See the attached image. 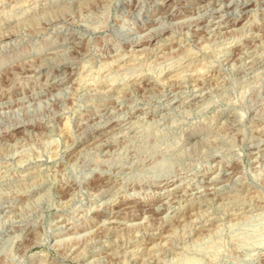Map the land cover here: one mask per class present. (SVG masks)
<instances>
[{"label": "rangeland", "instance_id": "rangeland-1", "mask_svg": "<svg viewBox=\"0 0 264 264\" xmlns=\"http://www.w3.org/2000/svg\"><path fill=\"white\" fill-rule=\"evenodd\" d=\"M139 263L264 264V0H0V264Z\"/></svg>", "mask_w": 264, "mask_h": 264}, {"label": "bare ground", "instance_id": "bare-ground-1", "mask_svg": "<svg viewBox=\"0 0 264 264\" xmlns=\"http://www.w3.org/2000/svg\"><path fill=\"white\" fill-rule=\"evenodd\" d=\"M243 2V1H242ZM241 2V3H242ZM245 4V3H244ZM243 4V5H244ZM14 5V4H13ZM202 6V5H201ZM8 8V7H7ZM205 23V22H204ZM246 23V22H245ZM221 25V24H220ZM245 25V24H244ZM210 29V28H209ZM251 47V46H250ZM239 52V51H238ZM242 52V51H241ZM255 52V51H254ZM245 54V53H244ZM250 54V53H249ZM247 60V59H246ZM245 61V60H244ZM256 63V62H255ZM170 76V75H169ZM85 78V77H84ZM169 80V79H168ZM134 81V80H133ZM181 86V85H179ZM193 90V89H192ZM186 94V93H185ZM184 94V95H185ZM181 95V94H180ZM174 100V99H173ZM201 102V101H200ZM191 103V102H190ZM194 105V104H193ZM197 105V104H196ZM109 113V112H108ZM93 116V115H92ZM122 124V123H121ZM128 124V123H127ZM117 127V126H116ZM123 127V126H122ZM121 129V128H120ZM106 132V131H105ZM124 132V131H123ZM102 134V133H101ZM104 139V138H103ZM253 146V145H252ZM259 148V147H258ZM164 182V181H163ZM205 187V186H204ZM163 202V201H162ZM105 203V202H104ZM183 203V202H182ZM170 206V205H169ZM174 207V206H173ZM179 208V207H178ZM120 209V208H119ZM103 211V210H102ZM191 213V212H190ZM169 215V214H168ZM171 215V214H170ZM172 216V215H171ZM107 218V217H106ZM154 218V217H153ZM189 219V218H188ZM167 220V219H166ZM101 222V221H100ZM105 223V222H104ZM177 223V222H176ZM126 224V223H125ZM114 227V226H113ZM141 227V226H140ZM156 227V226H155ZM157 228V227H156ZM192 230V229H191ZM159 231V230H158ZM142 232V231H141ZM120 233V232H119ZM137 233V232H136ZM198 234V233H197ZM165 235V234H164ZM145 243V242H144ZM152 245V244H151ZM86 246V245H85ZM104 246V245H103ZM163 246V245H162ZM99 247V246H98ZM135 247V246H134ZM153 247V246H152ZM159 247V246H158ZM160 248V247H159ZM69 250V249H68ZM138 250V249H137ZM73 251V250H72ZM111 252V251H110ZM123 252V251H122ZM68 253V252H67ZM147 253V252H145ZM159 253V252H158ZM77 254V253H76ZM122 254V253H121ZM126 254V253H125ZM73 255V254H72ZM80 255V254H79ZM84 256V255H83ZM155 256V255H154ZM163 256V255H162ZM64 257V256H63ZM69 257V256H68ZM77 258V257H76ZM156 258V257H155ZM73 259V258H72ZM71 259V260H72ZM117 259V258H116ZM141 259V258H140ZM143 259V258H142ZM147 259V258H146ZM69 260V259H68ZM148 260V259H147ZM101 261V260H100ZM150 261V260H149ZM112 262V261H111ZM141 262V261H140ZM154 262V261H153ZM140 264V263H139Z\"/></svg>", "mask_w": 264, "mask_h": 264}]
</instances>
